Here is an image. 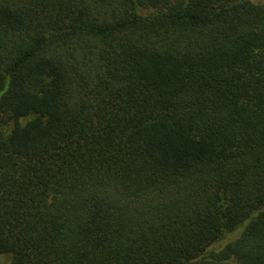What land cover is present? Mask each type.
Segmentation results:
<instances>
[{
	"label": "trees",
	"instance_id": "16d2710c",
	"mask_svg": "<svg viewBox=\"0 0 264 264\" xmlns=\"http://www.w3.org/2000/svg\"><path fill=\"white\" fill-rule=\"evenodd\" d=\"M0 254L264 264V2L0 0Z\"/></svg>",
	"mask_w": 264,
	"mask_h": 264
},
{
	"label": "rangeland",
	"instance_id": "374dc122",
	"mask_svg": "<svg viewBox=\"0 0 264 264\" xmlns=\"http://www.w3.org/2000/svg\"><path fill=\"white\" fill-rule=\"evenodd\" d=\"M253 3H262L264 2V0H249ZM12 127V123L8 124L7 126L3 127L2 129L4 130H9ZM245 223L238 225L234 230L223 233L220 236V239L213 244L210 249L217 251L218 249H220L225 243H227L228 241L236 238L242 231L243 227H244ZM10 262V258L8 255H3L0 254V264H9Z\"/></svg>",
	"mask_w": 264,
	"mask_h": 264
}]
</instances>
